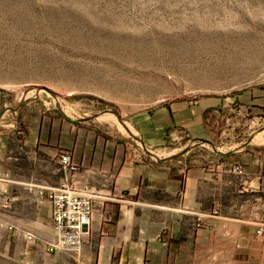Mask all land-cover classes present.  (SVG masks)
I'll return each mask as SVG.
<instances>
[{
    "label": "crops",
    "instance_id": "obj_1",
    "mask_svg": "<svg viewBox=\"0 0 264 264\" xmlns=\"http://www.w3.org/2000/svg\"><path fill=\"white\" fill-rule=\"evenodd\" d=\"M13 118L0 122V229L19 246L55 240L38 192L72 184L96 195L77 251L94 264H264V87L134 115L140 148L90 118L31 105ZM168 147V160L146 153Z\"/></svg>",
    "mask_w": 264,
    "mask_h": 264
},
{
    "label": "rangeland",
    "instance_id": "obj_2",
    "mask_svg": "<svg viewBox=\"0 0 264 264\" xmlns=\"http://www.w3.org/2000/svg\"><path fill=\"white\" fill-rule=\"evenodd\" d=\"M255 87H264V0H0L5 124L31 105L90 118L140 148L134 115ZM45 244L19 246L0 229V264H94Z\"/></svg>",
    "mask_w": 264,
    "mask_h": 264
},
{
    "label": "built area",
    "instance_id": "obj_3",
    "mask_svg": "<svg viewBox=\"0 0 264 264\" xmlns=\"http://www.w3.org/2000/svg\"><path fill=\"white\" fill-rule=\"evenodd\" d=\"M134 139L138 140L135 137ZM146 153L156 157L157 155L158 157L162 156L154 151H146ZM165 155V157H168L171 154ZM60 164L69 171H76V168L71 165V158L67 153L61 155ZM231 170L236 174L242 172L237 166ZM38 195L48 200L51 205V222L55 232V240L45 244V252L54 254L59 250L78 251L83 243L84 236L88 233V225L96 195L85 190H78L72 184L54 189L41 188ZM8 229H11V227H8ZM31 237L29 234L26 236L28 240Z\"/></svg>",
    "mask_w": 264,
    "mask_h": 264
},
{
    "label": "water",
    "instance_id": "obj_4",
    "mask_svg": "<svg viewBox=\"0 0 264 264\" xmlns=\"http://www.w3.org/2000/svg\"><path fill=\"white\" fill-rule=\"evenodd\" d=\"M21 107H22V105H20ZM20 106H19V108H20ZM122 124V123H121ZM123 125V124H122ZM149 154V153H148ZM150 156H152L154 159H156V160H159L156 156H153V155H151V154H149ZM173 156H171V157H168L167 159H164V160H168V159H171Z\"/></svg>",
    "mask_w": 264,
    "mask_h": 264
},
{
    "label": "bare ground",
    "instance_id": "obj_5",
    "mask_svg": "<svg viewBox=\"0 0 264 264\" xmlns=\"http://www.w3.org/2000/svg\"><path fill=\"white\" fill-rule=\"evenodd\" d=\"M26 100L28 99V97L25 98ZM107 119V118H106ZM109 119V118H108Z\"/></svg>",
    "mask_w": 264,
    "mask_h": 264
}]
</instances>
